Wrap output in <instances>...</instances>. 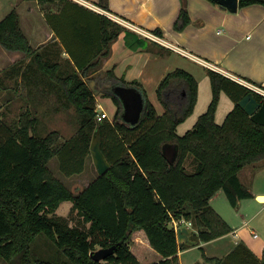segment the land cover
Instances as JSON below:
<instances>
[{
	"label": "trees",
	"instance_id": "trees-1",
	"mask_svg": "<svg viewBox=\"0 0 264 264\" xmlns=\"http://www.w3.org/2000/svg\"><path fill=\"white\" fill-rule=\"evenodd\" d=\"M38 1L43 8L46 3L64 2ZM256 2L264 4V0H240V5ZM97 4L110 9L109 0H99ZM46 15L49 18V10ZM100 18L101 46L88 62L79 66L46 57L44 50L35 49L22 29L16 7L0 20V43L31 56L23 75L34 67L48 80V86L76 107L80 118L78 131L63 142L58 130L44 136L35 134L39 118L30 107L22 110L14 129L0 118V263L142 264L129 241L134 230L143 228L151 245L163 255L150 264H178L179 250L190 245L180 242L177 229L169 225L174 217L191 220L199 232L197 237L211 240L232 229L212 205V198L222 190L237 206L242 199L254 195L242 182L240 172L264 159V94L255 91L261 105L249 115L239 101L253 89L208 68L211 102L195 125L179 134L178 125L193 113L198 101L199 83L193 73L181 67L167 73L157 88L165 107L161 114L139 80L128 81L110 69L104 72L106 81L100 87L104 88L101 95L111 96L117 110L113 118L98 120L97 97L89 85V79H96L92 73L100 69L103 58L111 53V43L122 31L126 45L134 50L147 42V36L106 14H100ZM190 22L188 2L182 0L175 28L182 30ZM152 32L163 35L159 28ZM9 69L12 70L6 72L16 74L22 65L16 63ZM118 84L134 85L145 96L143 115L135 125L122 118V102L111 89ZM223 91L235 106L219 123L216 112ZM98 125L111 167L75 192L53 174L49 162L59 156L65 174L82 172L91 156V140ZM167 142L179 145L174 163L164 155ZM189 158L193 171L187 167ZM65 200L73 202L72 208L86 223L84 227L71 225L65 216L57 214ZM40 233L56 246L53 258L38 256L32 249V242ZM113 244H119L118 248L105 259L92 257L98 248ZM234 253L248 254L255 264H264V259L256 257L243 241L228 256L206 258L214 259L215 264H226Z\"/></svg>",
	"mask_w": 264,
	"mask_h": 264
},
{
	"label": "crops",
	"instance_id": "crops-1",
	"mask_svg": "<svg viewBox=\"0 0 264 264\" xmlns=\"http://www.w3.org/2000/svg\"><path fill=\"white\" fill-rule=\"evenodd\" d=\"M98 2L99 0H64L63 3H46L45 8H41L38 0H0V19L16 7L20 14L22 29L35 49L44 50L46 57L60 62L68 61L73 66H79L88 62L101 46L100 14L111 17L97 4ZM187 2L191 22L184 29L178 30L175 28V22L181 11L182 0H109L110 9L107 11L150 31L159 28L163 35H159L160 40L147 37L146 44L134 50L126 45L125 31H122L111 43L110 55L103 58L100 69L91 76L104 75V72L113 69L117 76L128 81L139 80L161 114L165 112V107L161 102L159 103L157 88L168 72L180 67L181 63L177 58L179 56L189 59L191 64L194 63L193 65L197 66L195 67L199 72L203 71L208 75V68H213L239 82L241 81L237 78L254 82L264 88V4L259 2L244 6L239 4L237 11H231L216 0H187ZM64 4L65 9L62 10ZM48 10L49 18L46 15ZM175 46L192 55L176 50ZM51 51L53 53L49 54ZM0 57L1 68L12 67L16 63L23 62L20 80L22 76L34 83L44 80L34 67L29 73L23 75L24 69L31 62V56L25 51L11 50L0 43ZM202 59L212 66L203 62ZM195 67L181 68L190 71L197 78ZM105 79L104 77L103 83ZM96 97L99 111L104 110L113 118L117 110L113 101L109 97L102 96L101 93ZM241 176L242 174L240 178ZM252 176L253 172L247 180L246 177L241 178L254 194L253 197L242 199L236 206L237 213H240L243 221L237 224L233 218H225L232 228L230 232L207 241L200 239L201 242L197 245L182 247L178 252V264L198 262L215 264V258L228 256L240 241L245 242L256 257L264 259V235L261 236L258 232L256 226H260L259 224L252 225V222H255V219L263 212L264 204L252 216H250L251 211L245 210L253 206L251 201L254 199L264 201V198H258L264 195V186L253 187ZM250 184L252 187L249 186ZM222 192L224 193L222 190L219 191L212 201H216ZM70 202L72 201H63L57 211L62 205H68ZM261 219L264 222V218L260 217ZM137 232L143 240V243L141 242L143 248L155 253V259L150 261L145 252H136L140 243H134L136 250L132 246L131 250L141 263L150 264L161 260L163 255L151 245L145 229H137L134 234ZM197 248L200 249L201 256L185 263L184 254ZM206 256L214 259H207ZM231 257L227 259L226 264L256 263L254 258L244 253H234Z\"/></svg>",
	"mask_w": 264,
	"mask_h": 264
},
{
	"label": "rangeland",
	"instance_id": "rangeland-1",
	"mask_svg": "<svg viewBox=\"0 0 264 264\" xmlns=\"http://www.w3.org/2000/svg\"><path fill=\"white\" fill-rule=\"evenodd\" d=\"M41 8L43 7L41 6ZM177 58L179 59V63H181L180 67L187 68L191 66L192 67L196 66L193 65L194 63L191 64V61H189V59H186L181 56ZM19 63L23 65V62H19ZM9 67L7 68L0 67V86H1L0 118L2 122L6 126H10L13 129L16 128L19 125L18 121L22 110H24L27 107H30L33 109V111L37 114L39 118L38 127L37 130L35 131L36 135L44 136L53 130H58L62 136L60 142H63L66 139L73 136L78 131L80 124V118L76 110V107L73 104L71 105L67 103L63 95L59 94L55 88H53L52 86H48L46 82L48 80H46V78L44 80L42 79L43 80V81L41 80L42 82L37 81V83L29 82V80H27L25 76H22L20 80V76L22 75L21 74L22 69L16 74H12L10 72H6L7 69L12 70L9 69ZM196 67H195V71L198 75L197 78L199 79V83H200L199 100L197 102V105L195 106L193 113L189 115L184 122L178 125L177 131L179 134H184L188 129H191L195 125L199 116L204 111L207 110L208 104L210 103L212 98V85H211L210 77L207 75L206 72L203 71L199 72L197 70L198 68ZM94 76H96L95 78L100 80V84L105 77V75L103 74H98ZM101 85H103V83ZM106 97H109L115 104L111 96H106ZM234 105L235 102L230 98V96L225 91L222 92L218 109L216 112V120L218 122H223L228 112L234 107ZM160 108H162L161 105ZM191 159L192 158H189V160L187 161V167L189 171L194 170V165L192 164ZM262 164L264 165V159L260 162L247 165L240 172V175L242 174L243 177H246L245 178L246 180L250 175H252L253 172V176H252L253 187L255 185L264 186V166H260ZM49 167L54 175L59 177L63 182L66 183V185L70 187L71 190L75 192L85 188L87 185H89V183L92 180H94L98 176V171L95 167L92 155L88 156L86 160L85 169L82 172L75 173L70 176H68L63 172L61 168V160L59 156H55L50 160ZM245 169L247 170L244 171ZM249 186H251V184ZM211 202H213L212 204H214L216 210L224 218L227 219L228 217H231L235 220V223L237 224L243 221L240 213H237V207L231 204L225 193L222 192V195L216 201L211 200ZM251 202H253V206L248 208L244 207L245 210L251 211L250 216L256 214L264 204V201H259V199L256 200L254 199ZM72 205L73 202L68 203V205H62L59 211H56L57 214L65 216L71 225H79L81 227H84L86 223L83 220V217L78 213L77 210L72 208ZM240 212H242V210ZM260 217L264 218V209L263 212L260 213L259 217L255 219V222H252V225L256 226L259 224L260 226H256V227L258 229V232L261 234V236H263L264 226L262 227V225H264V222L262 221V219L260 220ZM182 218L186 219L185 217H181V218L174 217V219H172L169 222V225L174 226L176 228V224H178L182 220ZM187 221H188L187 224L189 223L188 225L197 229L196 225L191 220H187ZM136 230H134L131 235L129 241L130 248L132 246V248L136 250L134 245L136 244V242H138L140 243V247L138 250H136V252L137 251L138 253L140 251L145 252V254L148 257V260L150 261L154 260L155 259L154 251H150L147 248H143L142 245L143 240L141 239L139 233L137 232L134 234ZM196 238L198 239L199 242H201L199 237ZM32 249L35 251V253L38 256L53 258L55 254L56 246L52 241H50L45 236V234L40 233L38 234L34 242H32ZM197 256H201V251L198 248L184 254V262L188 263L193 259H195V257Z\"/></svg>",
	"mask_w": 264,
	"mask_h": 264
},
{
	"label": "water",
	"instance_id": "water-1",
	"mask_svg": "<svg viewBox=\"0 0 264 264\" xmlns=\"http://www.w3.org/2000/svg\"><path fill=\"white\" fill-rule=\"evenodd\" d=\"M216 1L231 11H237L240 4V0ZM89 85L96 95L100 94L104 90V88L98 87V82L94 78L89 79ZM111 89L122 102L123 120L131 125L137 124L143 115L146 104L145 96L142 90L134 85L124 84L113 85ZM239 105L249 115H253L260 107L261 102L258 100L255 90H251L239 101ZM102 142V134L98 125L92 136L90 150L99 175H103L111 167V162L103 149ZM163 152L169 162L174 163L179 154V145L177 143L167 142L163 146ZM258 198H264V195H260ZM177 234L180 242H186L189 245H197L199 243L198 239L196 238L199 234L198 230L188 224L179 226L177 228ZM119 244L100 247L92 253V257L96 260H103L108 255L113 254L118 248Z\"/></svg>",
	"mask_w": 264,
	"mask_h": 264
},
{
	"label": "built area",
	"instance_id": "built-area-1",
	"mask_svg": "<svg viewBox=\"0 0 264 264\" xmlns=\"http://www.w3.org/2000/svg\"><path fill=\"white\" fill-rule=\"evenodd\" d=\"M105 11H106V12H107L112 18H114L115 20H117V21H119V22H121V23L127 25L128 27H130V28H132V29H134V30L140 32L142 35L147 36L148 38H151V39H153V40H160V36L157 35V34H155L154 32H152V31H150V30H148V29H145V28H143V27H141V26H138V25L132 23L131 21H129L128 19H126V18H124V17H122V16H119V15L113 14V13L107 11V10H105ZM175 49L178 50V51H180V52H182V53H184V54L192 55L191 53L187 52L186 50H184V49H182V48H180V47H178V46H175ZM202 61L205 62L206 64L212 66L209 62H207V61H205V60H203V59H202ZM233 77H235V76H233ZM236 78H237V77H236ZM237 79H239L241 82H243L244 84H246L247 86H249L250 88H252L253 90H255L256 92H260V93L264 94V88H263L262 86H260V85H258V84H255V83H253V82H250V81H248V80L241 79V78H237ZM107 117H108V118H111V117H110V114H109L108 112H106V111L99 112V114H98V116H97L98 120H103L104 118H107ZM187 222H188V221H187L186 219L182 218V220H181L178 224H176V229H177L179 226H181L182 224H185V223L187 224ZM188 224H189V223H188ZM256 235H257V234H256Z\"/></svg>",
	"mask_w": 264,
	"mask_h": 264
},
{
	"label": "flooded vegetation",
	"instance_id": "flooded-vegetation-1",
	"mask_svg": "<svg viewBox=\"0 0 264 264\" xmlns=\"http://www.w3.org/2000/svg\"><path fill=\"white\" fill-rule=\"evenodd\" d=\"M97 82H98V87H101V84L103 83L102 81H101V84H100V80L98 79L97 80ZM100 84V85H99ZM109 87V86H108Z\"/></svg>",
	"mask_w": 264,
	"mask_h": 264
}]
</instances>
